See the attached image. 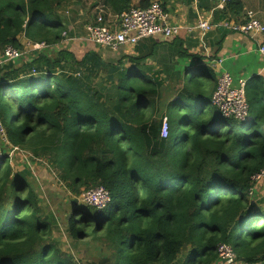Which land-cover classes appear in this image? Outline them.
<instances>
[{"label":"trees","instance_id":"16d2710c","mask_svg":"<svg viewBox=\"0 0 264 264\" xmlns=\"http://www.w3.org/2000/svg\"><path fill=\"white\" fill-rule=\"evenodd\" d=\"M67 1L0 0V52L6 45L20 49L21 33L32 42L59 43ZM103 1L115 13L132 6V0ZM226 2L225 10L242 11L239 0ZM61 52L18 80L21 86L9 96L10 117L0 95V121H16L7 129L12 145L53 155L50 163L66 175L73 194L64 202L67 232L75 241L95 243L86 253L96 264H211L220 242L246 261L264 252V220L256 223L264 212L248 197L250 176L264 165L260 77L246 88L245 125L212 105L216 75L210 66L192 69L191 84L183 76L163 113L160 81L137 59L130 67L102 69L106 80L114 79L104 96L94 79L105 66L100 57L91 52L77 61ZM70 64H82L84 74L67 70ZM13 82H0V91ZM8 150L0 154V264H86L46 235L58 219L55 213L40 216L27 176L12 174ZM91 183L108 189L107 207L74 201L81 185Z\"/></svg>","mask_w":264,"mask_h":264},{"label":"crops","instance_id":"0c3cea01","mask_svg":"<svg viewBox=\"0 0 264 264\" xmlns=\"http://www.w3.org/2000/svg\"><path fill=\"white\" fill-rule=\"evenodd\" d=\"M149 1L132 0L131 4L142 7L144 4L148 5ZM158 1L161 2L167 21L171 25L190 26L198 17L209 18L214 22L222 20L240 22L246 11L255 13V16L264 24V0H239L242 3V11L237 15L224 9L227 4L224 0ZM98 5H103L106 13H115L103 0H68L63 7L64 11H61L68 38L66 40L61 38L59 43L36 48L32 46L35 42L30 41L24 34H19L17 39L21 43L20 50L23 51L20 57L5 59L2 51L0 52V82L9 83L26 77V74L37 65V67L40 65L44 67L48 65L49 60L58 59L61 56L57 54L60 50L66 59V50H68L77 61H81L91 52L97 54L105 66L99 69L100 75L94 79L99 80L105 87L109 86V83L112 86L114 79L106 80L102 69L115 66L130 67L134 64L131 58L137 59L144 73L160 81V109L163 113V106L175 96L177 85L183 82L185 72L199 66H210L212 61L217 59H220V62L217 61L212 67L216 81L218 74L226 70L234 79L246 78V88H252L254 77H260L264 89V55L259 53L256 42L248 36L219 26H213L206 31L180 29L170 38H164L161 35L147 36L134 45H124L112 51L85 39L87 33L85 27L94 22L95 7ZM108 18L106 14L105 19ZM259 40L264 43V33L259 35ZM140 49L145 50L141 53ZM36 61H39L40 65ZM63 64L64 61L61 60V65ZM86 65H89V62ZM57 67L56 72L61 71V68ZM64 67L66 68V64ZM80 69L83 70V75L82 64L78 73ZM166 93L169 97L165 100ZM3 145L7 146L4 142ZM251 186L248 197L250 202L254 203L253 209L264 212V177L253 182ZM256 257L253 261H246L243 257L236 255V261L233 264H264V252H258ZM211 264L221 263L216 259Z\"/></svg>","mask_w":264,"mask_h":264},{"label":"built area","instance_id":"2783aa9c","mask_svg":"<svg viewBox=\"0 0 264 264\" xmlns=\"http://www.w3.org/2000/svg\"><path fill=\"white\" fill-rule=\"evenodd\" d=\"M227 1V0H224ZM109 17L105 19V16ZM213 26L226 28L230 31L242 33L256 42V48L264 55V43L259 40V35L264 33V24L255 16L252 11H246L243 20L235 22L231 20L212 21L209 18L198 17L193 25H171L167 21L164 8L160 1L150 0L145 7L130 6L120 13H106L103 5L95 7V20L86 25L85 39L93 43L107 47L112 51L118 50L124 45H134L141 38L161 35L170 38L176 35L180 29L206 31ZM61 36L64 40L68 38L65 30ZM33 47H45L44 42H35ZM23 51L6 45L2 55L5 59L20 57ZM220 59L213 60L211 68ZM32 73H35L32 70ZM211 103L228 118L239 121L249 120V105L246 98V78L233 76L226 70L221 71L217 76L216 86L211 96ZM168 124L166 116L162 117L161 135L167 134ZM1 153V149H0ZM264 177V165L255 173L251 174V184ZM93 187V188H92ZM84 193V204L98 210L103 209L111 202V195L103 185H94ZM252 186H250L251 189ZM249 189V190H250ZM217 261L221 264H233L236 261V254L232 246L225 242L217 244Z\"/></svg>","mask_w":264,"mask_h":264},{"label":"rangeland","instance_id":"374dc122","mask_svg":"<svg viewBox=\"0 0 264 264\" xmlns=\"http://www.w3.org/2000/svg\"><path fill=\"white\" fill-rule=\"evenodd\" d=\"M140 50L141 53H143L145 49L144 50L140 49ZM75 69H79V67L76 68L75 64H70V67L67 70L71 71ZM185 78L187 81L190 82L191 71H189L186 74ZM96 81L98 85L97 92H103L104 96H107L105 94V92H107L106 87L104 86L102 89H100L99 87L102 83L99 80ZM20 86H21V82L16 81L8 84L3 90L0 91L1 93L0 95L5 101V109L9 117H10L9 108H8L9 98H10L9 96H11L13 92L16 89H18ZM107 88H110V92H112L113 86H111L110 83L109 86H107ZM3 92L6 93L4 94ZM166 95L167 97L165 98V100L169 97V94L166 93ZM181 108L182 109L184 108L183 104H181ZM172 109L174 110L175 107ZM158 116L159 115H156V117ZM15 123H16L15 120L11 121L10 119L7 121L6 126H4L0 121V141H1L0 145H2V148L0 147V149L4 151L10 148V151L8 150L9 152L8 157H10L12 174L14 175L16 172H19L22 175H26L27 178L29 179L30 188L36 194L38 201L37 205L40 207L39 210L40 216L47 217L50 214L55 213L58 222L53 223L50 226L46 235H49V238L52 239L54 242H56L63 251L77 258H80L79 254L82 255L83 258L82 263L85 262L86 264H96L97 262L94 260L96 256L90 258V256L86 253L87 251H89L90 245H95V243H93L91 240H87L86 242L75 241L72 237H70V235L67 232L66 222L63 219V212H65V210L67 211L64 202L65 201L68 202L70 200L69 196L73 197V194L69 188V185L66 182V175H64V173L61 171L59 166L52 165L50 163V156L52 157L53 156L52 154L49 153L47 156H45L41 154L39 151L36 153L29 148L11 144V141L7 136V129L10 128V124H12L14 128H16ZM244 124L246 125L247 121H245ZM3 142L7 146H4ZM94 185H102V184L91 183L88 184V186L81 185L80 193L77 194V197L75 198V202H77V204L79 205L85 206L84 204L85 202L83 198L84 193L85 191L91 189V187ZM263 220H264V216H261L256 220V223L261 222ZM239 242L241 243L242 248L245 249L244 241L242 239H239Z\"/></svg>","mask_w":264,"mask_h":264},{"label":"water","instance_id":"95a60500","mask_svg":"<svg viewBox=\"0 0 264 264\" xmlns=\"http://www.w3.org/2000/svg\"><path fill=\"white\" fill-rule=\"evenodd\" d=\"M188 72H185V75L187 74ZM75 201V200H74Z\"/></svg>","mask_w":264,"mask_h":264}]
</instances>
